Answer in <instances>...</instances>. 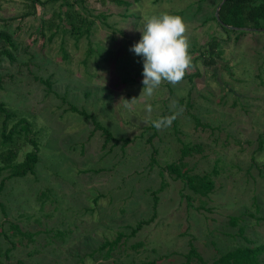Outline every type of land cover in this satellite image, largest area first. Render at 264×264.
Here are the masks:
<instances>
[{
  "label": "rangeland",
  "instance_id": "1",
  "mask_svg": "<svg viewBox=\"0 0 264 264\" xmlns=\"http://www.w3.org/2000/svg\"><path fill=\"white\" fill-rule=\"evenodd\" d=\"M122 1L127 2L123 7L114 0L76 4L93 21L91 36L78 42L59 33L51 42L45 37L31 44L30 35L41 22L53 18V11L66 10L61 1L44 7L43 14L38 10L12 20L4 29L20 49L26 48L17 59L28 61L29 69L2 62L3 73L16 79L4 81L0 102L33 121L39 162L34 175L7 184L0 197L5 208L0 231L12 222L40 234L9 258L2 253L0 264H182L191 239L211 264L247 244L229 225L231 217L246 228V239L264 244V31H223L214 20L218 0ZM25 4L30 1L0 0V18H16L27 11ZM161 13L183 18L192 67L180 83L163 82L153 96L140 97L143 57L129 49L141 39L143 21ZM213 38L220 56L206 66L201 55L207 56ZM89 44L101 45V55L84 64ZM33 76L50 80L52 93ZM134 98L132 107L125 108L122 100ZM187 112L205 128H196ZM173 115L170 126L153 127L152 121ZM97 125L131 143L121 149V143L110 141L102 149L106 137ZM178 138L201 146L184 160L194 173L218 170L214 192L203 199L207 210L198 207L199 200L180 181L160 172L180 157ZM154 150L157 164L150 165ZM162 179L166 187L158 193L155 219L129 236L137 222L152 215L148 190H156ZM182 195H190L198 209L188 207ZM57 231L65 235L53 236ZM119 234L123 238L107 263L97 253L88 256L103 239L113 241ZM136 243L141 247L132 248Z\"/></svg>",
  "mask_w": 264,
  "mask_h": 264
},
{
  "label": "trees",
  "instance_id": "2",
  "mask_svg": "<svg viewBox=\"0 0 264 264\" xmlns=\"http://www.w3.org/2000/svg\"><path fill=\"white\" fill-rule=\"evenodd\" d=\"M30 4H25L27 9L21 15H17L16 18H0V24L2 29L0 30V90L3 89V83L6 79L8 81L15 80L14 74L3 73V67L1 66L3 61H7L11 64L17 63L18 67L26 66L29 67V62H20L17 59V52L27 53L26 48H21L20 45L15 43L13 37L4 29L8 28L10 22L15 19L22 20L23 18L30 17L35 15L38 10L43 14L42 9L46 8L49 4H55L58 1H61V6L66 7L65 11H53L52 17L46 22H41L39 24L36 32L30 35L31 44L36 43L37 41L47 38L48 42L59 33L71 35L76 42L81 40L83 37L89 38L92 33L93 21L83 12L77 11L74 6L76 4L83 5V0H29ZM105 0H102V2ZM218 0L215 8L219 5L218 19L216 20L217 25L225 32H229L225 26H232L235 28H251V29H264V0ZM114 2L119 6H124L127 2L122 0H114ZM123 2V3H122ZM131 6V3H128V7ZM82 8V7H81ZM85 11V10H84ZM63 17V18H62ZM58 20H57V19ZM62 20L63 24L60 23ZM62 24V25H61ZM68 25V28L66 26ZM239 31L242 34L247 32H258V31H244V30H235ZM44 41V40H43ZM42 41V42H43ZM90 43V41H88ZM43 44V43H42ZM92 45V44H91ZM90 44L86 50V58L84 64H87L88 60L93 55H101V45ZM219 42L215 38L211 39L208 42V49L206 51L207 56L201 55L206 66H212L215 64L216 57L220 56L218 53ZM33 55V54H32ZM32 58V57H31ZM65 60L68 59L66 53L63 54ZM29 69V68H28ZM34 80L44 85L47 89V92L52 93L51 91V82L48 79H41L40 77L33 76ZM15 82V81H14ZM12 82V83H14ZM181 103V101H180ZM73 112H79L76 107H72ZM187 116L189 113L187 112ZM194 121V126L196 128H202L203 124L199 118L190 115ZM176 123L175 126L176 127ZM208 126V125H207ZM97 127H99L97 125ZM205 128V126H203ZM102 129L103 135L106 137L103 148H105L109 142H113V146L122 144L121 149H124L128 146L131 141L129 139H116L111 136V134ZM33 130V121H29L18 111H11L4 102H0V197L5 192L6 186L10 181H13L17 178H26L29 175H34L35 166L39 162L38 157V142L37 134L39 132ZM176 132H178L176 130ZM154 135H151L148 142ZM181 143L182 148L180 149V157L177 160L170 162L164 167H160V172H168L171 178L175 181H180L183 184V189H188L192 195H194L197 200H199V206L203 210H207L206 204L203 202V199H208V196L215 190V181L214 176L218 175L217 168L208 173L196 174L192 168H189V164L185 163L184 160L188 157H192L195 152L201 151V146L199 144H189L183 143L181 139H177ZM28 145L31 147L29 150H25V147ZM262 142H259L258 149L262 150ZM156 150L153 151L152 157L149 164H157L156 161ZM253 160V159H252ZM166 187L165 181L162 179L160 181L159 187L156 190H148V193L152 197V215L146 220H140L137 222L136 226L131 229L129 236H135L144 226L149 225L156 216V207L158 204V193H160ZM48 196L41 195V198ZM186 199V202L190 205L188 207L196 208L192 204V198L190 195H182ZM209 200V199H208ZM43 199H41L42 203ZM196 208V210L198 209ZM4 206L0 201V210L4 212ZM258 210V208H257ZM22 216V214H19ZM261 218H257L259 222ZM238 217H231L228 222L229 225L233 228H237V234L240 237L246 240V245L243 247H236L230 251L225 252L222 255H218L217 258L213 260L211 264H262L264 263V244L256 243L252 240L246 239L244 232L245 227L238 226ZM38 222V221H37ZM3 222L0 224L3 226ZM9 229L1 230L0 236L2 241L0 242V255L2 253L6 258H9V254L12 253L14 249L22 247L26 242L32 243L36 239V236L40 232H30L24 230V227L18 225L17 223L8 222ZM65 234L62 231H57L53 236L63 237ZM123 234L117 235L113 241L103 239L101 244L96 248L88 252V256L94 258V255L97 253V257L101 258L107 263V259H112L113 251L120 244ZM192 238V237H191ZM193 239L188 242V251L184 254L185 261L182 264H207L202 256L197 253L195 246L192 243ZM142 244L136 243L132 245V248H140ZM192 260H196L197 263ZM82 261V260H81ZM103 264V263H99ZM116 264V263H113ZM143 264H155V261H147Z\"/></svg>",
  "mask_w": 264,
  "mask_h": 264
},
{
  "label": "clouds",
  "instance_id": "3",
  "mask_svg": "<svg viewBox=\"0 0 264 264\" xmlns=\"http://www.w3.org/2000/svg\"><path fill=\"white\" fill-rule=\"evenodd\" d=\"M186 31V24L179 15L161 13L143 21L141 39L129 49L136 56L143 57V89L140 97L153 96L163 82L172 85L180 83L191 69L192 57ZM136 100L122 101L125 108H131ZM146 111L149 114L152 112L150 104L146 105ZM175 118V115L162 117L152 121V125L161 130L170 126Z\"/></svg>",
  "mask_w": 264,
  "mask_h": 264
},
{
  "label": "water",
  "instance_id": "4",
  "mask_svg": "<svg viewBox=\"0 0 264 264\" xmlns=\"http://www.w3.org/2000/svg\"><path fill=\"white\" fill-rule=\"evenodd\" d=\"M224 1V0H223ZM222 1V2H223ZM220 6L219 5L215 11V18L218 19V13H219V9H220ZM227 29H235V30H244V31H264V29H251V28H235V27H232V26H225Z\"/></svg>",
  "mask_w": 264,
  "mask_h": 264
}]
</instances>
